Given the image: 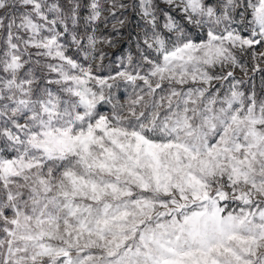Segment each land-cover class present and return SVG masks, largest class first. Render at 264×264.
Instances as JSON below:
<instances>
[{
	"label": "snow or ice",
	"instance_id": "snow-or-ice-1",
	"mask_svg": "<svg viewBox=\"0 0 264 264\" xmlns=\"http://www.w3.org/2000/svg\"><path fill=\"white\" fill-rule=\"evenodd\" d=\"M163 3L0 0V264H264V0Z\"/></svg>",
	"mask_w": 264,
	"mask_h": 264
},
{
	"label": "rangeland",
	"instance_id": "rangeland-1",
	"mask_svg": "<svg viewBox=\"0 0 264 264\" xmlns=\"http://www.w3.org/2000/svg\"><path fill=\"white\" fill-rule=\"evenodd\" d=\"M126 2H131V0H126ZM160 3V7L162 9H167V6L163 3V0H158ZM139 21V16L137 12L129 13V24L125 29H121V34L117 35L112 33V39L119 41V44L116 48L107 49L109 52V56L112 60H115V55H119L121 53H126L129 50L135 51V37L139 29L136 27L137 22ZM111 25H109V28ZM105 34H108V31H105ZM264 78V73H257L254 78V84L258 92L261 91V81Z\"/></svg>",
	"mask_w": 264,
	"mask_h": 264
}]
</instances>
